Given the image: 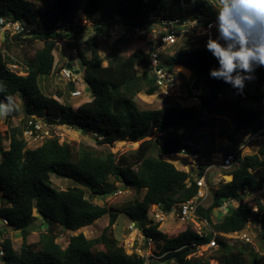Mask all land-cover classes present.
Wrapping results in <instances>:
<instances>
[{
    "label": "trees",
    "instance_id": "obj_1",
    "mask_svg": "<svg viewBox=\"0 0 264 264\" xmlns=\"http://www.w3.org/2000/svg\"><path fill=\"white\" fill-rule=\"evenodd\" d=\"M78 3V0H54L51 7L43 10L30 0H0V17L18 21L24 29L22 34L12 38L6 35L0 42V85L3 86L0 101L7 103L9 95L14 98L15 107L8 117L15 114L16 103L20 101L25 119L21 127L8 130L7 150L1 147L0 136V220H6L7 226L21 237L18 251L5 238L0 264H143L144 259L134 252L127 254L112 233L120 214L131 222L136 221L143 235L154 241L159 255H164L160 263L264 264V204L256 201L257 211L253 212L243 200L251 192L256 194L264 189V182L253 175L264 157V146L252 155L237 153L229 170H218L231 176L230 181L211 185V175H206L212 200L197 209L200 220L206 223L201 235L194 227L185 225L176 229L174 235H167L157 229V223L151 224L147 219L156 205L167 211L197 194L196 181L204 174L205 167L192 176L163 158L181 153L185 137L216 128L218 120L226 121L229 126L220 129V139L229 137L230 124L235 131L246 132L256 131L264 124L263 108L243 106L244 101L239 100H218L231 86L209 77L210 69L218 65L205 46L183 48L172 56L160 54V61L166 70L179 77L182 75L173 70L176 65L191 71L199 80L202 77L208 80L209 96L200 97L202 107L208 110L206 115L202 107L176 105L150 110L139 109L136 103L139 93L151 96L159 88L150 72L149 53L141 49L145 38L134 36L135 29L154 23L150 18L207 21L215 17V1L85 0L82 13L92 25L93 35L77 49V57L83 65V81L90 89L91 98L74 107L45 95L38 82L55 67L58 41L76 38L85 29L84 25L78 27L72 22ZM113 22L120 23L130 36L118 38L111 47L126 40L131 47L126 56L112 53L107 65L102 66L104 60L98 52L100 37L104 27ZM36 42L42 46L32 55L19 59L8 54L12 45L32 46ZM10 64H17L18 68L10 71ZM254 76L257 87L264 86V68L257 69ZM68 85L70 91L74 90L71 82ZM56 96L61 98L59 93ZM32 115L44 118L48 125H65L83 135L92 133L99 145L111 146L116 141L140 143L133 151L119 156L97 153L85 145L75 148L54 137L40 147L29 149L23 130ZM150 133L156 136L146 139ZM51 174L71 180L73 186L65 190L54 188ZM110 179L122 187L145 190L142 199L107 207L85 198L86 191L93 197L112 193L116 187ZM228 200L239 205L214 219V212ZM33 210L66 231L90 226L105 215L109 222L97 238L87 239L79 233L70 237L65 248L56 242L57 235L50 230L41 232L37 242L29 243L28 236L37 229ZM251 220L263 226L258 233V250L252 243L227 237L242 232ZM7 226L0 228V234ZM213 232L217 250L208 259L197 256V246L213 239Z\"/></svg>",
    "mask_w": 264,
    "mask_h": 264
},
{
    "label": "rangeland",
    "instance_id": "obj_2",
    "mask_svg": "<svg viewBox=\"0 0 264 264\" xmlns=\"http://www.w3.org/2000/svg\"><path fill=\"white\" fill-rule=\"evenodd\" d=\"M34 6H39L41 9H46V7H51V4L54 0H30ZM78 9H75V16L72 22L75 26H83L85 29L83 32L77 36L76 38L69 37L64 40L58 41L57 47H56V55H55V67L52 71V73L49 76H42L39 78V86L41 88V91L47 95V96H53L57 101L61 103L66 104H74V107L77 106L81 101L85 100L86 97H90L91 92L88 87V85L83 81V65L79 58L77 57V49L83 47L84 40L91 37L93 35V28L90 22L86 20L82 13V8L84 5L85 0H78ZM124 27L120 26L118 28V33L122 34ZM112 32V26H105L104 27V33L100 37V43L98 46V52L102 59L104 60L102 63V66L107 65V59L111 56L112 53L117 52L121 56H126L130 50L129 45L126 44V41H119L114 46L111 47L113 42L108 40L109 33ZM105 36L107 39L103 40L102 36ZM211 36L215 38L216 32L212 33ZM208 39V36L206 37H200V36H191V37H183L181 38L177 44L169 49L165 50L164 52H161L162 56H167L169 53L175 54L179 50L183 48H191V47H197V46H205L206 40ZM74 40V42H73ZM0 40V42H2ZM17 43V42H16ZM42 46L41 42H36L32 46H27L25 43L12 45L10 51L8 54L10 56H14L16 58H21L23 56L32 55L33 51L36 48H39ZM142 46V45H141ZM75 48L76 51H72V49ZM70 58V64L73 67L72 71L77 72L78 74V81L75 83L71 82L74 86V89H79L83 96L79 98L72 99L70 98V91L69 90V83L65 81L60 75L59 70H56L59 65H63L62 63H65ZM177 66V65H176ZM174 66V70L177 71V73L181 74L182 77H179L180 86L184 87L185 83L187 82V79L190 77V75H193L191 71H188L186 69H183V66ZM176 67V68H175ZM138 72H141V68L138 67ZM200 88L197 92V94L200 95V97H208L209 96V82L206 78L202 77L200 80ZM179 86L176 87L178 89ZM175 89V90H176ZM245 89L247 90L248 94L250 95V101H244L242 102L243 106H251V107H259L258 100H256L255 97L258 96V93L256 91L259 90V88L256 85V82L254 80L246 82ZM61 94V98L59 99L56 95ZM136 103L138 105L139 109H161L165 108L167 106H193L190 102L186 100H182V98H179L177 96H174L173 94L171 96H166L164 94L155 93L154 95L148 96L144 93H139L136 97ZM24 115L21 110V102L17 101L16 103V112L13 116L8 115L4 118H0V136L2 139L1 147L4 150H7L9 140H8V130L11 127H21L23 123ZM224 120H218L216 122L217 126L214 129H206L197 132L195 135L190 137V141L194 143L198 147V153L200 155L204 156L203 163H208L212 160V155L220 152L219 148L220 141L217 139H220L219 132L220 129L225 128L227 129L228 123ZM45 131L48 133L45 135L44 140L41 139L39 142H34L31 144H27L29 149H35L37 147H40L45 140L51 139V138H57L60 142H66L70 143L75 148H78L80 145L90 146L92 149H94L97 153L105 154L107 152H111L115 154L116 156H119L123 153H127L130 151H133L136 149L140 142H129V141H116L111 146L109 145H99L97 144L96 136L94 134H86L83 135L79 130L75 128H71L65 125H58L57 127H46ZM156 136V133H153L151 136H149L146 139H150L152 137ZM99 139V138H98ZM43 140V141H42ZM0 147V148H1ZM260 144L259 143H252L248 145L243 151L242 155H252L259 149ZM156 154V153H155ZM223 154V152H222ZM164 160H170V163H172L177 169L180 170H189L192 169L193 162L190 161L188 157H186L184 154L181 155H173V156H167L163 157ZM220 170L219 168H217ZM216 170L214 167L209 168V173L212 176L215 177L218 175V173H221L220 171ZM253 175L255 178L260 181L264 182V157L261 159L259 166L253 171ZM50 180L52 183V186L59 190H65L67 188H70L72 185L71 180L67 178H61L54 174L50 175ZM218 180V179H216ZM226 181L230 180L228 177L225 178ZM109 182L111 184H114L116 189L110 193L108 196L105 197H93L90 195L88 191L85 193V198H87L89 201L96 203L98 205H103L107 207H117L123 202L127 201H134L138 200L140 201L145 193V190H136L132 187H122L120 183L115 182L113 179H110ZM214 185V184H213ZM120 191V193L116 194V192ZM211 194V191H210ZM209 194L208 204L211 203V197ZM1 191H0V198H1ZM247 205L250 207H254L256 201H260L262 204H264V189L261 192H258L252 196H247V198L244 200ZM2 205L3 202L1 201ZM215 215V212H214ZM33 216L36 217V221L33 223L35 224V227L37 229L32 232L28 236V242L29 243H35L38 241L39 234L41 232L45 231H52L57 235L56 242L62 247L65 248L68 244V241L71 236L77 235L79 233L83 234L87 239H94L100 236L103 229L107 227L108 225V215H105L95 221L92 225L81 228L77 231H66L63 230L61 226L57 224H53L49 220L42 219L38 216L36 210H33ZM216 216V215H215ZM214 219H219L213 217ZM132 222L129 220V218L124 215L120 214L117 218V221L114 226H112V233L117 238L120 244H123L124 249L127 254H130L133 248L140 247V237L142 236L141 230L138 231L136 229H129ZM250 224V225H249ZM249 228L244 229V233L247 235V237L250 239L249 243H252V245L255 246V249L258 250V233L260 229L263 228L262 224L254 223L253 220L249 222ZM195 226V225H194ZM8 228L2 230L3 235L6 238H9L12 243V247L15 251H18L21 245V237L18 232H15L11 230L10 226H7ZM182 227L180 224H170L165 223L163 225H159L158 230L162 232H167V235H174L175 230ZM197 227V226H196ZM195 229H199L196 228ZM201 232L203 233L205 226L201 225ZM139 229V228H137ZM233 240H236L238 238L235 237H229ZM133 245V246H132ZM257 245V246H256ZM131 246V247H130ZM133 247V248H132ZM159 248L155 247V251H158ZM215 250H217V247L213 249L208 248H202L199 249V251L196 252V255L199 257H203L205 259H208L215 253ZM211 264H215L214 261L210 262ZM154 264H165L160 263V260L154 261Z\"/></svg>",
    "mask_w": 264,
    "mask_h": 264
},
{
    "label": "built area",
    "instance_id": "obj_3",
    "mask_svg": "<svg viewBox=\"0 0 264 264\" xmlns=\"http://www.w3.org/2000/svg\"><path fill=\"white\" fill-rule=\"evenodd\" d=\"M217 4L218 0H214ZM116 20H118L116 18ZM215 20L214 18H208L207 21H204L200 18H187L183 21L179 19H165L159 20L158 18H150L149 21H153L154 23L148 24L144 27L135 29L134 36L144 37L145 41L142 43L141 49L147 51L149 53L150 60V72L155 79V83L159 88V94H164L166 96H177L182 98V100H186L190 102L193 106L197 108H201V100L200 95L197 94L196 91L192 90L190 86L185 85L184 87L180 86L179 76L174 74L173 72H169L165 69V67L161 64L160 54L165 50H169L173 48L177 42L183 37H191L193 35L206 37L215 33V28L209 29V25L213 24ZM119 21V20H118ZM112 26V32L109 33L108 40L114 42L118 38L123 36L129 37L130 34L126 32V29H123L122 34L118 33V28L122 26L120 23H114ZM23 26L21 23L17 21H11L6 18L0 17V40H4V37L8 35L10 38L15 37L23 33ZM103 40L107 38L103 35ZM169 56H172L173 53H169ZM18 68L17 64H10V71H14ZM174 70V68H173ZM177 72L176 70H174ZM59 75L67 82L75 83L78 81L77 72H73L72 68L66 67L64 64L59 67ZM255 81V79H253ZM178 89H176V87ZM176 89V90H175ZM258 93L257 98L258 104L261 108L264 109V86L259 87V90L256 91ZM82 96V92L79 89H74L70 92V98H78ZM249 94L247 90L244 88L243 93H239L236 89L230 87L225 94H220L218 96V100L223 99H232L239 101H248ZM203 114H207V109L202 107ZM264 121V115L261 118ZM57 127L58 125H48L44 118L38 117L35 115L30 116L27 121L25 128L23 130V138L27 144H31L34 142H39L41 139L44 140L45 135L48 133L45 131L46 127ZM229 137H225L222 140L223 148L226 147H234L232 152L220 153V159L218 161H211L208 163H203L204 156L198 153V147L192 143L190 140L184 138L183 144L185 148L179 154H184L186 157L190 159L192 164V169L186 170L185 172H189L192 176H195L199 171L200 167L204 166V174L197 179L196 185L198 186L197 194L192 197L190 200H187L181 204H177L173 206L171 209L164 211L161 206L156 205L151 212L147 215V219L151 224L163 225L165 223L170 224H180L182 226H192L199 228L197 232L201 235V225H206L205 221L200 220L197 215V209L199 206L205 205L208 202L209 194H210V186L206 182V175L209 173L210 167H216L222 170H229L235 160V156L237 153H242V151L252 143H259L260 147L264 146V124L261 128L257 129L253 132H246L244 130L235 131V127L233 124H230V130L228 131ZM42 140V141H43ZM177 154V155H179ZM175 154H171L173 156ZM221 179L219 182H227L225 180V175L219 176ZM216 183V184H218ZM120 193V191L116 192V194ZM244 194H247V191H243ZM245 199V197H243ZM239 202L235 200H228L221 204L219 209L215 212L216 217L218 218L223 216L229 209L237 207ZM253 212H256V207L252 208ZM195 225V226H194ZM2 226H7L6 220H0V228ZM139 228V229H137ZM129 229H136L138 231L141 228L138 226L136 221H132ZM158 229V228H157ZM142 232V231H141ZM216 233L213 232V239H211L207 244L203 246H197V251L202 248L213 249L217 247L215 243L214 237ZM227 237H235L241 241L250 242V239L242 232H235L229 234ZM5 236L3 233L0 234V257L4 255L3 243L5 240ZM140 247H136L131 251V253H136L144 259L143 264H154V261L161 259L164 255H159V251H155V243L152 239L146 238L143 234L140 237ZM133 246V245H132ZM131 247V246H130ZM130 253V254H131Z\"/></svg>",
    "mask_w": 264,
    "mask_h": 264
},
{
    "label": "clouds",
    "instance_id": "obj_4",
    "mask_svg": "<svg viewBox=\"0 0 264 264\" xmlns=\"http://www.w3.org/2000/svg\"><path fill=\"white\" fill-rule=\"evenodd\" d=\"M214 16L208 27L215 28L216 36H208L205 48L218 66L210 69L209 77L242 94L256 70L264 68V0H218ZM6 99L7 103L0 101V118L15 107L11 95Z\"/></svg>",
    "mask_w": 264,
    "mask_h": 264
},
{
    "label": "crops",
    "instance_id": "obj_5",
    "mask_svg": "<svg viewBox=\"0 0 264 264\" xmlns=\"http://www.w3.org/2000/svg\"><path fill=\"white\" fill-rule=\"evenodd\" d=\"M73 42H74V40H73ZM72 51H76V49L73 48ZM70 58H71V57H69V59H68L65 63H62V64H64L66 67H67V65H70V68L73 69V67H72L71 64H70V62H71V61H70ZM56 59H57V58H56ZM60 66H61V65H59L58 68H57L56 70H59V67H60ZM183 69H185V68H183ZM193 77H194V76H193ZM194 79H197V78L194 77ZM75 89H76V88H75ZM72 91H73V90H72ZM199 94H200V93H199ZM199 94H198V95H199ZM82 96H83V93H82ZM78 98H79V97H78ZM90 98H91V95H90V97H86L85 100L81 101L79 104H81V103L84 102V101H88V100H90ZM59 99H60V98H59ZM72 99H75V98H72ZM79 104H77V106H78ZM70 105H71V104H70ZM72 106H74V104H72ZM190 137H191V136L186 137L185 139L189 140ZM217 140L220 141V143H221L222 145H220V148H219V149H220V150H219L220 152H218V153L212 155V160H211L212 162L215 161V160L218 161V160L220 159V153H222V152L225 153V152H226L225 149L228 148V147H226V148H223V147H222L224 144H223V142H222L221 139H217ZM175 155H177V154H175ZM179 155H181V154H179ZM168 156H170V155H168ZM165 157H167V156H165ZM170 157H171V156H170ZM166 161L170 162V160H168V159H167ZM211 161H210V162H211ZM175 168H176V167H175ZM214 168H215L216 170H218L216 167H214ZM178 170H180V169H178ZM185 171H186V170H185ZM208 174H209V173H208ZM220 174H221V173H218V175H217L216 177H215V174H214V176H212V177L210 176L211 185H213V184L215 185L216 183H218V181L221 180V179L219 178ZM221 175H222V174H221ZM226 177H229L230 180H231V176H227V175H225V178H226ZM216 179H218V180H216ZM230 180H228V181H230ZM228 181H227V182H228ZM206 182H207V181H206ZM207 184H208V183H207ZM245 199H246V198H245ZM254 207H256V206L254 205ZM215 215H216V214H215ZM215 218H216V216H215ZM249 222H250V221H249ZM248 224H249V223H248ZM248 224H247V226H248L247 228H249V225H250V224H249V225H248Z\"/></svg>",
    "mask_w": 264,
    "mask_h": 264
},
{
    "label": "water",
    "instance_id": "obj_6",
    "mask_svg": "<svg viewBox=\"0 0 264 264\" xmlns=\"http://www.w3.org/2000/svg\"><path fill=\"white\" fill-rule=\"evenodd\" d=\"M68 68H70V65H67ZM187 86H190L192 90L194 91H198L199 88H200V82H199V79H194L193 75H190V77L187 79V82H186ZM153 133H150L149 135H147V138L149 136H151ZM234 150V147L231 146V147H228L225 149L226 152H232ZM251 194H254L253 192L250 193Z\"/></svg>",
    "mask_w": 264,
    "mask_h": 264
},
{
    "label": "bare ground",
    "instance_id": "obj_7",
    "mask_svg": "<svg viewBox=\"0 0 264 264\" xmlns=\"http://www.w3.org/2000/svg\"><path fill=\"white\" fill-rule=\"evenodd\" d=\"M229 178V177H228ZM230 179V178H229Z\"/></svg>",
    "mask_w": 264,
    "mask_h": 264
}]
</instances>
